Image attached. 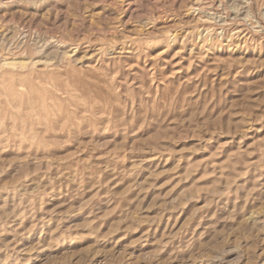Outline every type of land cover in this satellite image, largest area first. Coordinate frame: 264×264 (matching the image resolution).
<instances>
[{
	"label": "rangeland",
	"instance_id": "rangeland-1",
	"mask_svg": "<svg viewBox=\"0 0 264 264\" xmlns=\"http://www.w3.org/2000/svg\"><path fill=\"white\" fill-rule=\"evenodd\" d=\"M0 264H264V0H0Z\"/></svg>",
	"mask_w": 264,
	"mask_h": 264
},
{
	"label": "bare ground",
	"instance_id": "bare-ground-1",
	"mask_svg": "<svg viewBox=\"0 0 264 264\" xmlns=\"http://www.w3.org/2000/svg\"><path fill=\"white\" fill-rule=\"evenodd\" d=\"M7 74H9V73H7ZM6 75V74H5ZM19 76V75H18ZM4 77V76H3ZM7 77V76H6ZM12 83V82H11Z\"/></svg>",
	"mask_w": 264,
	"mask_h": 264
}]
</instances>
